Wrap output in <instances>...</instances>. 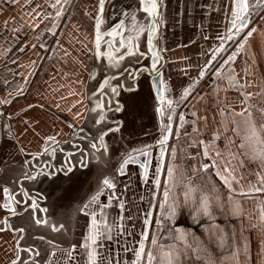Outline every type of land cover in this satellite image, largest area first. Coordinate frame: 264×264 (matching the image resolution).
I'll return each instance as SVG.
<instances>
[{"label":"crops","instance_id":"crops-1","mask_svg":"<svg viewBox=\"0 0 264 264\" xmlns=\"http://www.w3.org/2000/svg\"><path fill=\"white\" fill-rule=\"evenodd\" d=\"M109 1L105 0L106 3ZM200 3H194L191 9L193 26L172 20L173 11L169 8L163 14L169 67L165 85L171 88L175 98L183 83L180 79L183 71L196 69L206 59L204 33L212 46L218 34L226 35L229 18L233 19L232 0H209L208 5L204 4L206 15L204 29H201ZM255 3L256 0H249L250 5ZM259 10L253 39L247 40L235 59L225 64L228 56L244 41V36L240 37L214 62L221 75L216 76L214 70L210 72L195 94L183 104L184 122L180 118L177 121L178 134L173 137L162 161L159 188L154 183L160 161L157 149L150 150L147 181L135 165L127 168L125 177L119 178L117 191L122 195L114 198V223L109 233L112 238L104 240L109 244L111 264H133L135 251L145 233V255L141 264H147L148 251L157 257L153 264H159L161 247L167 249L173 245L177 249L173 255H178L176 264H208V258L221 264L222 257L237 248L240 252L238 260L229 259L223 264H264V222L260 220L259 211V206L264 203V192L249 191L251 186L258 184L255 174L262 171L261 162L252 158L247 144L240 147L246 134L244 119L247 112L244 117L236 115L247 108L257 124V131L264 137V128L260 127L264 116L258 111L264 107V7ZM58 11L61 12L59 16ZM98 13L99 0H60L59 3L57 0H0V264H13V261L24 264L27 261L22 260L24 256L18 246L20 233L10 231L5 223L11 214L3 207L7 202L3 188L7 187L15 198L12 206L16 212L32 203L28 201L22 206L16 202H22L20 186L32 199H35L34 189H43L57 209L62 195L70 192L75 201L86 192L77 180L70 184L65 182L56 169H51L56 175L37 180L35 168L38 159L47 161L53 151L58 154L57 150L62 149L63 144L65 151L80 145L79 138L84 139L82 133L85 131L93 134L91 126L99 116L89 111ZM114 16L111 11L108 22H113ZM173 30L175 38L171 39L168 33ZM230 71L244 87L230 86L226 78ZM242 93L252 94L247 102H243ZM137 105L139 125L143 130L148 129L153 121L148 106ZM4 107H7L6 111ZM85 120L91 122V126H84ZM131 124L135 126L134 122ZM83 127L85 131H82ZM48 136H55L59 143L47 141ZM205 145L209 146L208 157L203 154ZM46 148L47 152L44 151ZM205 164L207 169L202 167ZM169 165L175 168L176 180L175 189L169 193L170 198L175 196L177 200L172 218L167 215V204L163 212L160 208ZM225 166L236 177L231 192L216 174L220 171L222 175H228L224 172ZM49 170L45 167V173ZM189 182L208 195L211 202L209 215L197 214L190 203H184V185ZM121 203L125 207L124 228L119 222ZM237 205L239 213L234 214ZM25 215L27 222L28 212ZM177 230L182 232L191 248L184 247L177 238ZM222 235L226 240L223 249L219 244ZM154 237L155 245L152 243ZM23 244H28V240L23 239ZM99 244L102 251L101 240ZM197 247L199 253L192 251ZM61 259L56 255L49 264H74Z\"/></svg>","mask_w":264,"mask_h":264},{"label":"flooded vegetation","instance_id":"flooded-vegetation-1","mask_svg":"<svg viewBox=\"0 0 264 264\" xmlns=\"http://www.w3.org/2000/svg\"><path fill=\"white\" fill-rule=\"evenodd\" d=\"M111 1L113 0H110L108 3L105 2L103 23L100 26L101 32L104 34L101 41V51L107 52V42L112 40L114 42L113 51L117 56H119L121 53H125L124 59L120 61L116 67L109 68L107 66L108 61L106 57H96L93 69V79L91 82L93 91L91 93L90 100L91 106H93L98 98L103 99L106 108L104 119L101 124H96L95 121L94 124H92L88 120H85L84 126H91L92 124L91 127L93 129V134H91L89 131H85L83 127L82 131H85V133H82V137L84 139L79 138V142H81L80 145L67 150L68 153H74V157L71 159L72 164L74 165L73 171L67 174L64 172H58L59 174L61 173L60 175L62 179H64L65 182H68L69 184L70 181L73 182L74 180L80 182L81 187L84 188V191L86 192L84 193L82 191L83 195L77 196L75 201H73L72 197L70 196V192L67 195H62L61 199L58 201L60 207L57 209L56 205H54V207L52 206L53 202L49 201L48 197L44 194L43 189L42 191L41 189H34L32 191V195L35 196L33 198L37 199L36 204L38 207L34 213L32 210L28 211L29 215L27 222L25 217L26 215L16 219V222L18 223L17 225L24 229L23 232H19V236H21L20 243L23 245L21 247L27 250L21 251L22 255L24 256L22 260H28V264H49L56 255H60L62 257L61 260L63 261L68 260L74 264H88L87 250L83 248L82 245L84 243L85 237L88 235L91 216L81 212L80 209L90 200L93 195L97 194L100 189L103 188V193L99 196L98 201L90 206V210L95 211L98 219L101 216V211H103V214L107 220V224L110 226V228H112L114 223L113 215L115 213L114 198L116 196L122 195L121 192L117 191L119 178L125 177L127 175V168L129 169L131 165L139 167V170L143 175V169L140 167V164L144 162L143 159L149 160L150 158H146L142 155H136L137 153H134L133 149H143L145 145H151L152 147L150 150L157 149L160 154V145L157 143L161 136L160 116L156 112L158 101L156 99L157 93L155 88V81L159 74H157L155 71H152L151 69L153 51H155L159 57L157 69L159 71L162 69V94L166 98H170L176 102L172 121V134L168 143L165 145L166 153L168 147L172 143L173 137L178 134L179 127L177 125V121L180 115H183L184 111L182 106L185 102L187 103L191 97L192 90H190V94L186 97V99L181 102L180 97L182 96L184 89L182 90L181 94L175 98L174 94L171 93V88L165 85L168 79L167 71L169 67L168 58L166 56L167 44L164 41L165 36L163 33V14L164 11L169 8L171 11H173L172 20L178 21V23H189L190 26H193L194 17L192 15L191 9L193 10L194 3L199 4L201 2L200 4L202 5V8L201 17L199 20V28L204 29V18L206 15V7L204 4L207 3L208 5L209 0H171L172 3H166L167 0H158L160 5V16L157 20V31L153 36L152 51L149 50L147 43V30L140 34L139 37H136L135 32L131 31L130 20L125 19L122 15V12L124 11H127L129 16L135 12L137 19L141 23L149 20L150 18H148L145 13L139 11L140 0H122L121 3H118L119 0H114L116 1L114 3H111ZM257 8L258 6L250 10V21L252 20L250 24H253L257 19V15L255 16L256 13L258 14ZM111 11H113L115 16L113 22H108ZM254 16L255 18L252 19ZM231 20L232 19L229 18L230 26L228 27L226 35L221 33L218 34L216 36V42L212 46L209 41H207L204 33L205 43L203 45V49L206 51V59L200 65V69L197 74V78L202 79V82L208 76L207 70L214 64V62L220 59L222 55H225V53L235 45L240 37L244 36L245 38L246 32L251 28V25L249 24L246 30L242 31L233 39L228 40L227 36L230 34L229 28L231 27ZM121 21L125 22V28L127 30H119V34H117L115 37L108 36L107 33L110 32ZM253 27H255L257 30L256 25ZM255 33L256 31L247 40L253 39ZM168 34H170L171 39L175 38L174 30L172 32L170 31ZM121 35H123L125 41L124 47L120 46ZM129 36L133 38V44L138 47L136 55L133 56L126 55ZM221 37L224 39L222 40ZM222 43L223 48L219 52H216L215 58L213 59V52L220 48ZM140 53H144V55L141 56ZM209 61H211V63H209ZM206 64L208 67L205 69ZM142 69L143 71H141ZM201 69H205V74L203 77L199 76ZM105 78H108L110 83L108 86L104 87V94L101 96L100 88L103 86V81ZM113 86L117 87L119 93L118 95L111 94L110 89ZM109 100H111L110 106L108 105ZM135 104H138L137 106L139 107H141L140 105L148 106V114L153 120L148 129L143 130V128L140 127L138 122L139 115L136 111ZM117 106H120L122 111H115ZM165 107L167 108L166 105ZM131 122H134L135 126H137L136 130H134L135 126L131 124ZM116 128H119V131H110V129ZM101 130L107 132V135L104 137L108 145L107 153H104L103 151L96 152L93 149L91 151L89 150L91 148L88 139L92 141L93 136L98 135ZM152 135L153 138H151ZM146 139H148V142L145 144L144 141ZM93 142L98 143V141ZM80 150H83L84 153L85 163L83 166L78 163L81 157ZM130 153L134 156H137L138 162L129 163L125 168L124 174L121 175L118 173L117 169L124 157ZM159 159L160 157L158 158V161ZM160 163L161 161H159V164ZM45 176L46 175L43 174L38 179H41ZM106 177L112 179V181L115 183L116 187L114 190L103 186L102 181ZM110 197L111 200L109 202ZM41 208L47 209V211H40ZM119 213L121 216L119 222L124 228V204L122 209L120 207ZM37 219L45 220L46 223L37 224ZM23 239L28 240V244H23ZM105 239L107 238L104 237L100 239L102 242V251H100L98 248V252L100 254V258H103V261H107L108 264V261H111V251L109 249L108 242L105 243ZM73 245L76 247L74 251H71V256L69 257L68 253L72 249ZM53 252L55 255H52ZM123 260L125 259L123 258Z\"/></svg>","mask_w":264,"mask_h":264},{"label":"snow or ice","instance_id":"snow-or-ice-1","mask_svg":"<svg viewBox=\"0 0 264 264\" xmlns=\"http://www.w3.org/2000/svg\"><path fill=\"white\" fill-rule=\"evenodd\" d=\"M60 0H57V3H59ZM104 5L105 0H99V13L96 16V25H95V55L97 58L106 57L108 64L107 66L109 68L116 67L120 61L124 59L125 53H121L119 56L115 54L113 51L114 48V42L112 40H109L108 43V51L102 52L101 51V41L103 39V33L101 32L100 26L103 23V11H104ZM256 6L264 7V0H256V3L253 5L249 4V0H232V16L233 19L231 20V27L229 28V35L227 36L228 40L233 39L235 36L239 35L242 31H244L246 28H248V24L250 23V10L252 8H255ZM160 5L158 3V0H140V9L139 11H142L146 14L149 20H146L144 23H141L136 16V13L133 12L131 16H129V13L127 11L122 12V15L130 20L131 23V31L135 32L136 37H139L140 34L144 33L146 30L148 32V46L149 50H153V36L155 32L157 31V20L160 16L159 11ZM61 12H57V16H59ZM119 30H127L125 28V22L121 21L119 24H117L110 32L107 33L108 36L115 37L117 34H119ZM256 31V28H250L245 34L244 41H242L236 49V52H233L230 56H228L227 60L224 61L225 64H229L230 61L235 59L236 53L241 51L244 48V44L247 42V39L252 36V34ZM223 40L224 38L221 37ZM125 41L123 38V35H121L120 40V46L124 47ZM223 48V43L221 44V47L216 49L213 52L212 58H215L216 52H219ZM138 51V47L133 44V38L131 36L128 37V43H127V52L126 55L133 56L136 55ZM141 56L144 55V53H140ZM158 55L153 51V61L151 64L152 71L157 72L159 74V70L157 69V62H158ZM211 63V61H209ZM208 67V65H205V69ZM205 69H201L199 76L203 77L205 74ZM143 71V69L141 70ZM216 76L221 75V70L217 69L215 72ZM226 78L229 81L230 86L233 87H244L243 85L239 84V81L236 79L234 72L230 71L229 74H227ZM110 83L108 78H105L103 81V86L100 88L101 96L104 94V87L108 86ZM195 83V81H194ZM122 87V85H121ZM193 87V85H189L188 88L184 89L182 96L180 97V101L183 102L184 99L190 94V90ZM130 90V89H129ZM112 95H118V89L117 87L113 86L110 89ZM157 101L158 106L156 107V112L160 116V132L161 136L157 143L160 145V161L161 164H158L156 168V178L154 179V183L159 188L160 185V179L159 175L162 170V161L166 154V148L165 145L168 143L170 136L172 134V121H173V114L175 111V104L176 102L173 101L170 98H166L163 94L161 89L157 88ZM244 95V101L247 102L248 98L252 95L251 93H242ZM7 102V101H4ZM108 105H111V100L108 101ZM167 106V108L165 107ZM90 112L98 113L99 118L95 119L96 124H101L104 119V113L106 111L105 108V102L103 99H97L93 106L89 109ZM115 111H122V108L120 106H117L115 108ZM258 111L264 116V107H260ZM245 112H247V116L244 119V123L246 126V134L243 138V142L241 143L240 147L244 148L245 145L250 148L252 158L254 160H259L261 162V168L262 171L257 172L255 175L257 177V185H253L249 188L250 192H264V137H261L260 133L257 131V124L252 119V113L248 111L247 108L242 110L240 113H236V115H240L244 117ZM77 116L80 115V113L76 114ZM195 115V113H193ZM180 121L184 122V116L180 115ZM261 128H264V121L260 124ZM110 131H119V128L116 129H110ZM107 135V132L104 130H101L100 133L96 136H93L92 141H90V148L95 150L96 152L103 151L104 153H107L108 151V145L104 139V137ZM47 141H50L52 143L58 144L59 142L56 141L55 136H48ZM93 141H98L93 142ZM203 143V141H201ZM73 147H76L75 145ZM208 145L204 146V156H209L208 151ZM151 145H145L143 149H133L134 153H137L138 155H142L144 157H150L151 152ZM45 152L48 151L46 148L44 150ZM81 151V157L78 161V163L81 164V166L84 165V153L83 150ZM54 156V151L52 153ZM74 153H68L67 159L64 161V164L59 168L56 169V172H64L65 174L70 173L73 171L74 165L72 164V156ZM94 155V153H93ZM216 155L219 156L220 153L217 151ZM172 156L175 158V149L172 150ZM138 162L137 156L132 155L131 153L126 155L124 159L121 161L117 171L119 174L123 175L126 166L129 163H136ZM50 170L47 173H44V175H47L49 177L56 175V172ZM140 167L143 169V177L145 181L148 179L149 175V167H150V161L148 159H145L143 163L140 164ZM204 169L208 168V165H202ZM213 167H215V164H213ZM224 172H228V175H222L220 171H217V175L220 176L221 180L224 181L225 185L228 187L229 191H234L232 188V181L236 180V177L233 176L227 166L224 168ZM167 177L168 179L165 181V191H164V200L160 204L161 211L163 212L165 210V205L167 204V215L169 218H172L175 215L176 206H177V200L175 196H172L170 198V190L175 189L176 187V180H175V168L172 165L168 166L167 169ZM34 179L35 177H30ZM102 184L104 187L108 189H115L116 185L110 178H105L102 181ZM103 188L100 189V191L93 195L90 200L83 205V207L80 209L81 212H84L86 215L91 216V223L89 226L88 235L85 237L84 243L82 245L83 248L87 250V260L88 264H103V258H100V254L98 252V248L100 247L99 241L101 238L106 237L107 239H111V235L109 234L111 232L110 226L107 224L106 217L103 214V211H101V216L98 219L96 216L95 211L90 210V206L93 203H96L98 201L99 196L103 193ZM241 192L243 194V190L241 189ZM3 193L7 199V202L3 205L5 209L8 210L9 213L15 215L16 209L13 207V201L15 198L11 195L9 189L7 187L3 188ZM184 203L191 204L193 206L194 211L197 214H204L209 215L210 214V199L207 194H204L201 192V190L195 186H193L190 182L184 185ZM171 199V202H169ZM111 200V197L109 198V202ZM31 207L33 211L36 210L38 205L36 204V200L33 199L31 203ZM121 209L123 208V203L120 204ZM40 211L46 212L47 209L41 208ZM260 211V220L261 222H264V203H262L259 206ZM239 213V206L237 205L234 208V214ZM148 215H151V213H148ZM37 224L46 223L45 220H36ZM149 221L146 219L145 224L147 225ZM160 221L157 220V224L159 225ZM62 227V226H61ZM2 230V229H0ZM55 230V229H54ZM21 232L24 231L23 228L20 229ZM178 232V239L183 242L184 247L191 248V245H188L187 240L185 236L180 232V230H177ZM147 239V234H144V239L140 241L139 248L135 251V257L136 259L133 261V264H141V261L145 255V243L144 240ZM155 237L152 240V243L156 244ZM219 244L221 248L223 249L226 240L225 237L222 235L219 238ZM75 245L72 246V249L69 251L68 255L71 256V251L75 250ZM177 249L175 246H168L167 249L165 247H161L160 254H159V264H176V260L178 259V255L174 256L173 253L176 252ZM192 251L199 253L200 249L199 247L192 249ZM245 257H247V246L245 245L244 249ZM52 255H55L53 252ZM240 255L239 249H233L229 251L225 256L222 257L221 264H223V261L229 260V259H237ZM198 258H205V257H199ZM157 260V257L153 255V252L148 251L147 252V264H153L154 261ZM13 264H16L15 261H13ZM108 264H111V261H108ZM208 264H215L214 261H212L210 258H208Z\"/></svg>","mask_w":264,"mask_h":264},{"label":"water","instance_id":"water-1","mask_svg":"<svg viewBox=\"0 0 264 264\" xmlns=\"http://www.w3.org/2000/svg\"><path fill=\"white\" fill-rule=\"evenodd\" d=\"M104 13V11H103ZM250 24V23H249ZM248 24V26H249ZM247 29V28H246ZM162 69L159 71V75L157 76V79L155 81V88L157 90V88L161 89V91H163V79H162ZM157 93V91H156ZM65 147V144H63L62 149L57 150L58 154H54L50 155L49 159L47 161H43L42 159H38L39 160V164L38 166L35 168L37 173L36 179H38V177L42 176L45 173V167H48L50 169L49 166H51V169H59L63 164L64 161L66 160V158L68 157V151H65L63 148ZM70 153V152H69ZM74 157V156H72ZM72 159V158H71ZM25 180V179H24ZM20 193H22L21 197H22V202L16 200V202L22 206H25L27 204L28 201H32L33 199L31 198L29 192L27 190H25V188L20 186ZM18 195V194H17ZM29 210H33L31 205L26 206L25 209L21 212H16L15 215L11 214L9 215V217L5 220V223L8 227V229L10 231H13L14 233H19L21 232L19 228L17 227V222H15V219L18 217H21L23 215H25ZM14 227H17V229H14ZM20 241L18 242V246L20 248V251H27L25 248L21 247ZM29 261L27 260L24 264H27Z\"/></svg>","mask_w":264,"mask_h":264},{"label":"rangeland","instance_id":"rangeland-1","mask_svg":"<svg viewBox=\"0 0 264 264\" xmlns=\"http://www.w3.org/2000/svg\"><path fill=\"white\" fill-rule=\"evenodd\" d=\"M261 8V7H260ZM259 8V9H260ZM263 8V7H262ZM258 9L257 12H259L260 10ZM257 15V13L255 14V16ZM255 16L252 18L254 19ZM257 18V17H256ZM257 20V19H256ZM252 21V20H251ZM250 21V23H251ZM256 22V21H255ZM254 22V23H255ZM250 24L251 25V28L255 25V24ZM246 30V29H245ZM200 69V66L196 67V69H190L188 68V72L185 73V71H183V74L180 76V79L182 80L183 79V83H182V86L180 88V90L177 92V96L181 94L182 90L187 88L189 85H193V87L191 88V96H193L195 94V91H197L198 89V86H200V84L202 83V79H198L197 78V74H198V71ZM209 70V71H208ZM207 70V73L209 74L210 72H212L214 70V72L216 71V66L215 65H212L209 69ZM213 72V73H214ZM195 81V83H194ZM202 85V84H201ZM196 88V89H195ZM191 98V97H190ZM189 98V99H190ZM151 138H153V135L151 136ZM148 139H146L144 141V143L146 144L148 141Z\"/></svg>","mask_w":264,"mask_h":264},{"label":"built area","instance_id":"built-area-1","mask_svg":"<svg viewBox=\"0 0 264 264\" xmlns=\"http://www.w3.org/2000/svg\"><path fill=\"white\" fill-rule=\"evenodd\" d=\"M7 110V107H4V111H6ZM4 119H6V118H4Z\"/></svg>","mask_w":264,"mask_h":264}]
</instances>
